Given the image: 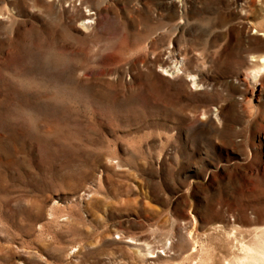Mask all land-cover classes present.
<instances>
[{
	"label": "rangeland",
	"instance_id": "rangeland-1",
	"mask_svg": "<svg viewBox=\"0 0 264 264\" xmlns=\"http://www.w3.org/2000/svg\"><path fill=\"white\" fill-rule=\"evenodd\" d=\"M258 1L0 0V264L263 250L264 91L228 84L264 54Z\"/></svg>",
	"mask_w": 264,
	"mask_h": 264
},
{
	"label": "bare ground",
	"instance_id": "bare-ground-1",
	"mask_svg": "<svg viewBox=\"0 0 264 264\" xmlns=\"http://www.w3.org/2000/svg\"><path fill=\"white\" fill-rule=\"evenodd\" d=\"M180 1V0H179ZM259 3L262 2V0L258 1ZM90 15H86L84 17L85 21L89 20ZM254 28V25L250 21H245L243 27L237 28V31L242 36V39L248 40L251 34V30ZM251 65L253 67L245 69V71H242L239 76L230 81L228 84L230 86H234L235 88L242 91V97L243 99L248 98V95L254 96L256 92L264 91V54L262 55H256L253 53V56L251 58ZM173 70L176 73L180 72V66L179 64L175 63L173 66ZM192 84L195 89H204L209 92L213 93H220L218 92V88H216L213 84H199L197 81L192 80ZM215 120L219 119V114L217 113L215 115ZM258 238L261 239L262 242V249L257 254V256H254V259L251 262H243V264H264V229H262L259 234ZM156 252V251H155Z\"/></svg>",
	"mask_w": 264,
	"mask_h": 264
}]
</instances>
